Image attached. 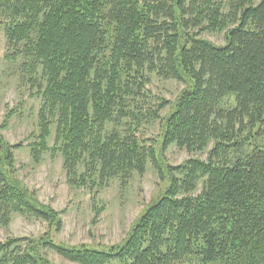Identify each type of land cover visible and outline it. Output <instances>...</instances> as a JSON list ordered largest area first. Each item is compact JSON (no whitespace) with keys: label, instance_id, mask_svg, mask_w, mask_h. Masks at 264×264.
<instances>
[{"label":"trees","instance_id":"16d2710c","mask_svg":"<svg viewBox=\"0 0 264 264\" xmlns=\"http://www.w3.org/2000/svg\"><path fill=\"white\" fill-rule=\"evenodd\" d=\"M0 28L41 97L32 160L60 153L68 185L143 174L156 152L138 132L155 119L163 147L207 150L167 167L168 186L120 245L7 237L0 264H52L39 246L79 264H264V0H0ZM205 30H224V43ZM151 74L185 84L164 117ZM17 145L0 138V225L18 213L58 229L15 176Z\"/></svg>","mask_w":264,"mask_h":264},{"label":"rangeland","instance_id":"374dc122","mask_svg":"<svg viewBox=\"0 0 264 264\" xmlns=\"http://www.w3.org/2000/svg\"><path fill=\"white\" fill-rule=\"evenodd\" d=\"M199 35L215 44L224 43V30H205ZM6 52L5 33L0 28V138L9 144H18L13 151L16 178L41 204L59 215L61 225L56 229L55 224L13 213L8 225H0V240L27 237L38 241L47 235L52 242L70 247L120 245L145 208L168 186L167 167L180 164L188 157L206 158L207 150L188 153L174 144L163 147L160 124L155 119L144 123L138 132L141 141L152 144L156 152L155 160L146 163L143 174L134 173L125 185L113 178L101 189L68 185L60 153L48 151L39 162L32 160L29 143L35 139L41 97L22 79L19 70L22 59L14 61ZM184 86L182 81L151 74L146 92L154 107L162 103L161 117L168 114ZM53 137L52 127L47 139L49 146L53 144ZM39 248L52 264H79L63 258L53 248Z\"/></svg>","mask_w":264,"mask_h":264}]
</instances>
